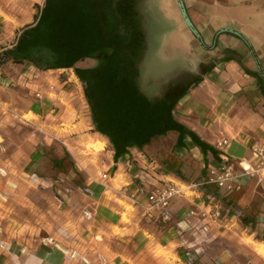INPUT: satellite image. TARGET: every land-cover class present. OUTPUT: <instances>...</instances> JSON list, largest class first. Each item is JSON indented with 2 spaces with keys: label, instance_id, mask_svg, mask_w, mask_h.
<instances>
[{
  "label": "crops",
  "instance_id": "1",
  "mask_svg": "<svg viewBox=\"0 0 264 264\" xmlns=\"http://www.w3.org/2000/svg\"><path fill=\"white\" fill-rule=\"evenodd\" d=\"M94 1L97 15L103 18L101 40L106 47L76 67L94 68L116 50L120 77L140 94L153 103L177 101L175 119L206 143L214 146L221 139H229L228 153L240 175L237 207L259 215L261 228L257 233L263 238L259 244L264 245V214L257 213L258 206L264 205V189L257 179L241 177L240 167V163L251 162L252 144L264 146V0ZM9 65L15 71L24 68L21 79H35L28 85L33 97L28 114L41 124L28 123L43 130L48 138L35 141L37 147L24 158L25 172L18 176L29 179L24 181L28 222L21 214L26 211L20 201L24 189L15 179L17 173L7 170L0 159V264H85L83 260L102 264L101 258L105 264H135L154 256L158 248L169 251L173 264H190V260L216 264L212 250L225 241L228 231L241 228L242 221L226 216L212 225L206 237L186 233L184 240L195 244L188 256L173 228L188 209L205 207L202 194L191 192V197L177 198L169 223L147 210V194L156 186L168 181L192 184L177 177L172 168L180 169L191 180L206 169L205 157L189 138L186 146L179 148L178 133L169 132L143 150L130 149L116 163L109 139L96 130L85 87H81L75 68L42 71L27 62H9L2 70ZM72 70L75 73L71 77ZM16 80L0 77L1 85L7 88L16 87ZM36 93L43 99L38 100ZM61 130L69 133L60 137ZM98 142L104 144L99 159L106 158L100 167L88 168L92 158H79L71 151ZM18 154L15 151L6 163L18 161ZM152 160L160 167L151 164ZM209 161L211 158L208 165ZM2 172L9 178L5 179ZM105 172L111 178L108 191L100 183ZM33 182L50 197L48 238L56 245H44L46 238L35 234L31 226L38 188ZM125 185L128 187L123 190ZM140 190L135 205L128 194ZM125 206L140 211V216L135 218L132 212L124 222ZM86 211L92 213L91 218L85 216ZM222 254L218 256L220 264H229L231 257ZM248 264L264 262L253 254Z\"/></svg>",
  "mask_w": 264,
  "mask_h": 264
},
{
  "label": "trees",
  "instance_id": "2",
  "mask_svg": "<svg viewBox=\"0 0 264 264\" xmlns=\"http://www.w3.org/2000/svg\"><path fill=\"white\" fill-rule=\"evenodd\" d=\"M95 5L94 0H46L36 22L26 27L14 47L0 56V69L8 62H27L42 71L75 68L85 84V96L96 130L109 139L116 163L130 149L143 150L156 137L172 131L179 135L177 147L184 148L189 138L205 159H219L214 146L175 119L177 101L153 103L131 82L120 77L116 50L94 68L76 67L80 61L106 47L101 40L103 18L97 15ZM261 92L264 96V86ZM171 170L183 181L190 179L182 175L180 169ZM204 173L201 171L195 176V181L200 180L195 183L206 182L207 170ZM203 191L220 193L209 186L203 187Z\"/></svg>",
  "mask_w": 264,
  "mask_h": 264
},
{
  "label": "rangeland",
  "instance_id": "3",
  "mask_svg": "<svg viewBox=\"0 0 264 264\" xmlns=\"http://www.w3.org/2000/svg\"><path fill=\"white\" fill-rule=\"evenodd\" d=\"M46 0H0V56H3L7 51L11 50L17 42V39L21 32L28 26L33 25L39 14L40 10L44 7ZM9 63V62H8ZM21 68L20 70H23ZM19 70V69H18ZM19 71H15L14 66L9 65L7 68L0 69L1 76L5 75L7 78H15L16 77V87H3L0 83V159L5 161L6 169L11 173H17L15 175V179L20 181L21 188L24 191L21 194V204L23 211L21 214L26 215L28 222V193L27 191V177H21L19 179V173L25 172L23 169L26 166L24 158H26L27 154L34 150L37 146L36 142H45L48 135L43 132V130L37 129V127L28 123V121L35 122L37 124H41L38 119H36L32 114H28L30 105L33 101L32 95H30V88L28 85H33L35 79L28 80L27 77L21 79V74ZM56 74V73H54ZM0 76V77H1ZM44 122V121H42ZM50 122V120H49ZM68 130L59 131V136L62 137L65 134H68ZM31 139V141H29ZM20 147V148H19ZM104 148V144L98 142L95 145L89 144L86 146H82L79 148H72V152L75 156L79 158H92L91 161L87 163L88 168L100 167L102 162L106 159L105 157H101L99 159V153L102 152ZM15 151H18L19 154L16 158L18 161L13 160L11 162H7V159H12V155ZM86 158V157H85ZM203 162L206 164V169H202L206 174V170L208 172V162L205 159ZM85 165V164H84ZM5 179H8L9 176L3 174ZM189 179L188 183L198 182L200 180L195 181ZM38 188L34 195L33 201L36 202V215L32 216L35 219L31 224L33 231L35 234H39V237L48 238L50 235V231L48 228H51L49 224H51L50 214L48 213V200L49 196L46 191L41 189V185L38 183H34ZM26 186V187H25ZM26 189V190H25ZM240 191H235L231 196H224L223 193L212 192L216 195L225 210L229 208H233L238 212L243 214L241 217L242 227L239 229L230 230L227 232L225 237V241L216 245L212 250L213 261L216 260V264H220V258L218 256L220 253L222 255L228 254L231 259L229 264H248L252 261L253 254L256 255L262 262H264V258L262 255L257 254L255 251L256 247L263 246V244H259L262 241V237L258 234V229L261 228L259 225L261 224L258 220V214L255 215L247 213L241 207H237V194ZM188 197L192 196L191 192H186ZM246 195V194H245ZM227 197V198H226ZM122 204V203H121ZM124 205V204H122ZM259 205V203H258ZM126 207V213L123 215V221H127V217L132 213L135 218L140 216V211H133V209L129 206ZM259 210L257 213L264 214V205H259ZM28 224V223H26ZM49 225V226H48ZM56 225L54 226V228ZM26 230H30L26 228ZM225 231V230H222ZM137 231L135 230L134 233ZM133 233V234H134ZM254 234V237H250ZM182 243V241H181ZM259 245H256V244ZM151 249L154 246L150 247ZM155 249V248H154ZM220 252V253H218ZM134 254H136L134 252ZM137 255V254H136ZM143 258L141 255H137ZM217 256V257H216ZM171 255L168 250L164 248H158L155 251L154 256L144 259L137 260L135 264H173L171 260Z\"/></svg>",
  "mask_w": 264,
  "mask_h": 264
},
{
  "label": "built area",
  "instance_id": "4",
  "mask_svg": "<svg viewBox=\"0 0 264 264\" xmlns=\"http://www.w3.org/2000/svg\"><path fill=\"white\" fill-rule=\"evenodd\" d=\"M75 73V72H74ZM73 70L70 71V76L74 75ZM69 84L72 82L67 80ZM81 87L84 83H81ZM54 89V86L51 87ZM36 98L42 100L43 96L40 93H36ZM231 147V142L229 139H221L215 145L214 148L219 152V159H211L208 165V178L204 183L196 184H183L179 185L177 183L168 181L163 182L161 185L156 186L151 192L147 194L148 209L150 212H156L158 214V220L169 223L172 221L171 207L173 202L180 197H184L186 192H199L202 194L203 202L205 204L204 208L192 207L188 209L181 217V220L173 228L176 235L182 241L183 247L187 250V255H190L191 249L195 246L194 243L189 244L184 240L186 233L190 232L194 237H206L211 231L212 225L223 220L226 216H231L241 220V214L233 208L225 210L221 204L220 199L214 195L212 192L203 191V187H215L220 193L231 194L235 191L241 189L238 179L240 175L236 172V164L234 160L229 156V149ZM252 159L248 164L240 163L242 169L241 177L255 178L258 184L264 189V146L259 143H254L251 145ZM151 164L154 166H159L156 161L152 160ZM160 167V166H159ZM162 170H165L161 167ZM4 174V172H2ZM146 175L144 174L145 179ZM110 175L108 173H103L100 176L101 184L108 191V182L110 181ZM128 186H124L123 190ZM122 191V189H121ZM140 191L128 194V197L137 204V195ZM85 216L88 218L92 217V213L89 211L85 212ZM181 223L184 227L181 226ZM202 242V241H201ZM204 242V241H203ZM199 243L198 241L196 242ZM44 245L52 246L56 245L55 240L52 238H46L44 240ZM75 257L76 253L73 254ZM85 264H90L89 262L83 260ZM101 263L105 264L106 260L101 258ZM190 264H196L194 261L190 260Z\"/></svg>",
  "mask_w": 264,
  "mask_h": 264
},
{
  "label": "bare ground",
  "instance_id": "5",
  "mask_svg": "<svg viewBox=\"0 0 264 264\" xmlns=\"http://www.w3.org/2000/svg\"><path fill=\"white\" fill-rule=\"evenodd\" d=\"M255 251L257 252V254L262 255L264 258V247L263 246H258V248L256 247Z\"/></svg>",
  "mask_w": 264,
  "mask_h": 264
}]
</instances>
